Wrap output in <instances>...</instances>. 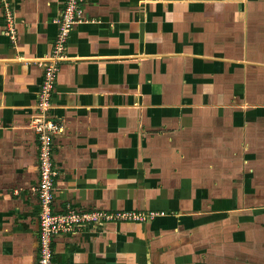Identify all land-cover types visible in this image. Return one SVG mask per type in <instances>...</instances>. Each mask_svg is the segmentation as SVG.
Instances as JSON below:
<instances>
[{
	"label": "crops",
	"instance_id": "obj_1",
	"mask_svg": "<svg viewBox=\"0 0 264 264\" xmlns=\"http://www.w3.org/2000/svg\"><path fill=\"white\" fill-rule=\"evenodd\" d=\"M7 3L14 40L0 0V264H37L30 124L37 62L50 53L65 0ZM262 71L264 0H85L48 114L61 127L52 139V210L156 215L60 232L54 264H212L215 228L243 216L229 214L224 191L214 202L207 185L196 186L192 175L209 169L182 157L205 154L193 149L198 126L208 134L212 122L223 141L224 126L240 135L264 109V96L244 95L250 72Z\"/></svg>",
	"mask_w": 264,
	"mask_h": 264
},
{
	"label": "rangeland",
	"instance_id": "obj_2",
	"mask_svg": "<svg viewBox=\"0 0 264 264\" xmlns=\"http://www.w3.org/2000/svg\"><path fill=\"white\" fill-rule=\"evenodd\" d=\"M250 73L256 76L255 72ZM253 74L247 80L248 88L252 90L244 95L250 99L262 98L264 76L260 75L261 78H258ZM250 118L249 124L239 130L240 135L237 137L232 134V130H227V126H224L225 141L217 138L219 133L214 130L216 125L211 124L212 122L208 127V134L202 133L198 126V131L193 134V149L201 145L200 148L205 154L186 156L188 159L182 157L194 169H209L208 172L192 175L196 186L207 185V194L211 195L209 198L214 202L218 197L212 193L224 191L226 196L232 199V204L226 207L229 214L243 216L241 223L236 221V227L224 222L225 225L215 228L218 231L210 240L216 244L213 249L218 253L212 254L215 256L210 259L212 264H264V109H256L250 114ZM219 127L222 128V125ZM206 208L211 211L212 207L208 204ZM69 210L63 214H67ZM249 214L251 218L246 216ZM249 220L253 222L247 223Z\"/></svg>",
	"mask_w": 264,
	"mask_h": 264
},
{
	"label": "built area",
	"instance_id": "obj_3",
	"mask_svg": "<svg viewBox=\"0 0 264 264\" xmlns=\"http://www.w3.org/2000/svg\"><path fill=\"white\" fill-rule=\"evenodd\" d=\"M5 11L4 34L14 40L13 14L7 0H2ZM85 0H65L59 15L54 19L57 32L49 55L38 60L42 78L37 91L36 114L31 120V129L36 134L38 153V184L33 189L38 201L37 264H54L53 242L60 232H74L84 226L103 222H139L153 218L156 213L134 211H84L69 210L67 214L52 210L54 199V179L56 171L52 158V139L61 130L60 125L48 114L52 109L59 68L67 60V44L73 27L81 20V10ZM91 224V225H90Z\"/></svg>",
	"mask_w": 264,
	"mask_h": 264
}]
</instances>
